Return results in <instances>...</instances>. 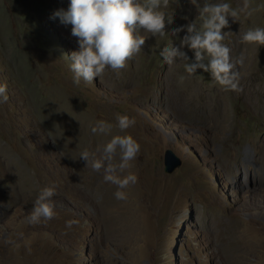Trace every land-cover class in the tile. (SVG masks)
I'll return each instance as SVG.
<instances>
[{"label":"rangeland","instance_id":"374dc122","mask_svg":"<svg viewBox=\"0 0 264 264\" xmlns=\"http://www.w3.org/2000/svg\"><path fill=\"white\" fill-rule=\"evenodd\" d=\"M204 2L169 0V34L141 32L149 37L143 51L123 70L77 86L66 57L77 38L55 15L70 0H0V83L9 97L0 103V264H264V188L250 184L264 182V46L242 40L264 28V0H249L252 14L229 18L223 30L233 62L244 60L239 90L199 69L189 76L183 62L160 55L180 46ZM208 2L240 9L245 0ZM177 28L184 31L170 35ZM118 115L135 125L121 131ZM101 120L140 145L122 174L138 180L125 189L79 158L110 140L92 131ZM165 149L180 159L170 173ZM45 187L56 190L57 215L29 224ZM118 190L127 198L116 199Z\"/></svg>","mask_w":264,"mask_h":264},{"label":"clouds","instance_id":"9594fccd","mask_svg":"<svg viewBox=\"0 0 264 264\" xmlns=\"http://www.w3.org/2000/svg\"><path fill=\"white\" fill-rule=\"evenodd\" d=\"M168 6L169 0H70L68 10L55 15L61 17L62 23L72 26L71 34L77 38L78 50L66 55L70 60L73 83L77 86L81 81L92 84L97 78L103 77L109 68L119 73L129 60L143 51L149 37L141 32L151 36L169 34L165 28L172 23V16L164 10ZM249 9V0H245L240 9H234L226 2L211 3L205 0L200 8L199 23L193 21L188 24L180 46L174 47L169 43L161 50V57L168 65L183 62L189 76H195L199 69L210 74L226 90H239L240 73L237 65H242L244 60L239 57L233 62L231 49L224 43L225 37L231 32L223 30L229 27V18L235 22L241 12L250 16L252 11ZM180 31L184 29L177 28L170 35L174 36ZM242 40L264 46V28H250ZM185 46L194 54L192 62L182 50ZM184 80L185 76L178 77L179 84H183ZM8 99L7 84L0 83V103H6ZM116 119V126L121 131L135 125V119L126 115H118ZM112 127V124L101 120L92 131L108 134ZM139 150L140 145L131 135H115L102 149L98 148L95 152L84 149L79 158L95 172L103 169L106 182L116 185L118 189H125L138 180L134 173L122 174L131 167ZM117 155L119 162H116ZM55 195L54 187H45L40 191L27 217L29 224L50 221L57 215L52 199ZM114 196L118 200L127 198L121 190L116 191ZM74 223L68 221L66 227L71 228Z\"/></svg>","mask_w":264,"mask_h":264},{"label":"bare ground","instance_id":"6f19581e","mask_svg":"<svg viewBox=\"0 0 264 264\" xmlns=\"http://www.w3.org/2000/svg\"><path fill=\"white\" fill-rule=\"evenodd\" d=\"M114 132H109V137L108 139H111L115 134H113ZM108 134H102V133H98V137L99 139H104V140H107V135ZM132 167V166H131ZM131 173V172H130ZM235 182V181H234ZM233 183V182H232ZM237 183V182H236ZM242 184V179L239 178V182L236 184V187H235V184H231L233 187L235 188H238L239 185ZM250 184L251 186H255V187H260V188H264V182H261L260 179H257V181H250ZM231 186V187H232ZM134 191H137L136 193ZM134 191H133V194H132V202L134 203L135 206H139L140 203H139V197H140V192L139 190L137 189V185L134 187ZM138 211V210H137ZM23 256V255H22ZM15 258V257H14Z\"/></svg>","mask_w":264,"mask_h":264},{"label":"water","instance_id":"95a60500","mask_svg":"<svg viewBox=\"0 0 264 264\" xmlns=\"http://www.w3.org/2000/svg\"><path fill=\"white\" fill-rule=\"evenodd\" d=\"M163 172L170 173L180 164V159L170 150L165 149L162 157Z\"/></svg>","mask_w":264,"mask_h":264}]
</instances>
